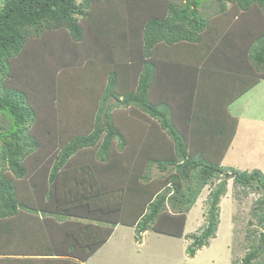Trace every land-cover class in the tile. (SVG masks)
<instances>
[{
  "label": "trees",
  "instance_id": "obj_1",
  "mask_svg": "<svg viewBox=\"0 0 264 264\" xmlns=\"http://www.w3.org/2000/svg\"><path fill=\"white\" fill-rule=\"evenodd\" d=\"M205 1L0 0V114L8 121L0 124V264L85 263L118 226L135 228L137 239L149 230L182 238L203 190L218 181L205 226L186 236L194 257L217 236L231 179L264 195L260 170L222 167L238 126L227 107L264 79V0H212L215 19L202 14ZM48 30L93 50L92 75L82 77L92 86L82 84L94 122L66 140L50 133L56 150L28 165L40 147L30 134L37 113L8 80L13 60ZM152 166L166 175L152 179ZM258 209L264 229V198ZM22 238L36 248H13ZM261 238L240 264L261 257L264 230Z\"/></svg>",
  "mask_w": 264,
  "mask_h": 264
},
{
  "label": "rangeland",
  "instance_id": "obj_2",
  "mask_svg": "<svg viewBox=\"0 0 264 264\" xmlns=\"http://www.w3.org/2000/svg\"><path fill=\"white\" fill-rule=\"evenodd\" d=\"M219 10L218 3L212 0L205 1L201 7L202 14L210 16L211 19L221 16ZM258 18L261 20V17ZM259 24L261 23L258 26ZM257 29L262 28L260 26ZM88 45V42L76 43L68 31L48 30L40 37L31 38L24 52L13 60L8 82L27 93L30 104L37 113L36 121L30 127V134L38 139L40 147L35 155L32 153L27 158L26 163L37 161L36 158L45 161L51 157L58 147L51 134L66 140L76 132H87L90 124L94 122V101H91V96H86L90 90L87 92L83 87L86 84L92 86L90 82L84 81L93 72V65L88 66L87 62L93 53ZM61 61L70 63L69 66L72 67L65 68L62 64L58 66ZM82 77L85 79L82 80ZM57 98L59 102H56ZM81 106L87 108L81 109ZM226 111L231 120L234 122L233 119L236 118L239 124L235 139L222 161V167L249 173L260 170L264 174V79L229 105ZM124 112V109L118 107L116 115L122 116ZM186 114L184 112V118ZM0 124L8 125V121L1 114ZM130 129L134 131L131 126ZM140 140L141 138L138 142L141 145ZM4 175L12 176L6 170ZM165 175L166 173L160 172L155 166L151 167L152 179ZM217 183L219 182L214 181L209 185L213 188ZM23 186L26 184L19 188ZM254 186L248 189L235 185L232 179L229 181L227 196L220 206L221 226L217 236L204 247L205 250L198 254L193 263L187 253L193 241L186 236L200 233L199 229L205 226L206 200L209 190L211 192L208 186L203 190L199 204L197 202L188 214L184 237H170L149 230L141 235L142 238L137 239L135 228L122 226L117 228L114 236L92 257L89 264H240L253 250V245L259 246L262 243L264 229L259 223L258 201L264 195ZM169 212H172L170 208ZM22 239L12 247L27 250L35 246L27 238ZM262 262L264 253L253 264Z\"/></svg>",
  "mask_w": 264,
  "mask_h": 264
},
{
  "label": "crops",
  "instance_id": "obj_3",
  "mask_svg": "<svg viewBox=\"0 0 264 264\" xmlns=\"http://www.w3.org/2000/svg\"><path fill=\"white\" fill-rule=\"evenodd\" d=\"M238 124H239V122H238ZM235 139V138H234ZM208 187H210V186H208ZM209 189H211V188H209ZM209 193H210V190H209ZM227 196V195H226ZM224 199V198H223ZM223 199H222V201H223ZM199 202H200V200H198V204H199ZM221 204H222V202H221ZM197 205V204H196ZM195 205V206H196ZM193 210V209H192ZM221 224V223H220ZM221 226V225H220ZM122 226H118V227H116V229H115V232H116V230H117V228H121ZM118 229V230H119ZM115 232H114V234H115ZM114 234H113V236H114ZM112 238V237H111ZM191 241V240H190ZM189 241V242H190ZM212 243V242H211ZM113 246V245H112ZM203 250H205L204 248L200 251H198L197 253H196V255L194 256V257H190V259L192 260L191 261V263H193V261L194 260H197V258H198V254L200 253V252H202ZM1 258V257H0ZM13 258H16V259H29L30 258V256H26V255H17V256H15V257H13ZM92 261V258L89 260V261H87V262H85V263H81V264H89L90 262Z\"/></svg>",
  "mask_w": 264,
  "mask_h": 264
}]
</instances>
